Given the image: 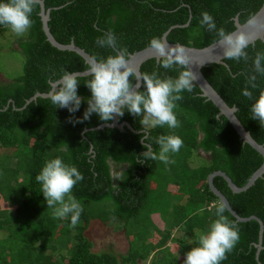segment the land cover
I'll use <instances>...</instances> for the list:
<instances>
[{"label":"trees","instance_id":"trees-1","mask_svg":"<svg viewBox=\"0 0 264 264\" xmlns=\"http://www.w3.org/2000/svg\"><path fill=\"white\" fill-rule=\"evenodd\" d=\"M44 1L46 9H52L49 28L55 39L63 45L74 42L93 59L114 54L96 43L109 30L116 33L127 56L152 47L154 38L162 41L175 26L181 27L170 32V43L202 49L220 40L219 29L231 34L236 30V17L245 24L264 4V0ZM40 12L38 4L27 37L18 39L25 60L23 75L0 82V147L12 151L0 155V233L5 234L0 239V264H183L185 254L198 246L200 234L216 219L220 201L209 188V176L224 172L235 185L244 187L263 165V157L243 143L225 117H218L219 109L202 96L195 83L176 102L180 127L150 129L153 139L161 134L183 139L180 151L171 154L174 162L167 165L143 158L140 117L127 111L118 120L133 130L92 131L113 120L102 121L93 114L82 123L72 122L83 117L86 101L75 114L56 108L48 98H38L24 109L36 94H48L65 70L84 72L88 68L76 53L60 51L48 42ZM203 12L214 17L217 30L201 25ZM4 28L9 27L0 26ZM246 51L247 61L227 58L225 65H209L202 73L230 107L238 108L236 116L242 125L264 145V125L251 119L254 100L242 95L246 86L254 98L264 91V76H257V88L248 85V78L255 74L253 60L257 52L264 51V43L257 41ZM163 60L146 62L142 76L155 73L159 78H176L184 70L178 65L165 69ZM89 79L80 77L81 97L91 96L85 84ZM130 81L136 83L134 77ZM145 90L142 83L139 91ZM153 147L159 150L158 145ZM199 152L210 160L203 159L205 164L194 167ZM56 156L77 166L84 176L73 189L84 208L74 227L70 217H53L36 181L45 162ZM214 185L240 217L256 216L264 224V176L240 194H234L220 176ZM225 215L238 226L240 238L221 264H264V233L257 260L259 223L237 222L228 210ZM92 221L124 230L128 252H94L93 242L85 235ZM63 249L66 256L54 255Z\"/></svg>","mask_w":264,"mask_h":264},{"label":"clouds","instance_id":"clouds-1","mask_svg":"<svg viewBox=\"0 0 264 264\" xmlns=\"http://www.w3.org/2000/svg\"><path fill=\"white\" fill-rule=\"evenodd\" d=\"M39 0H0V26L10 27L18 36L28 33L33 24L32 14ZM209 31L217 30L215 19L208 12L202 13L200 21ZM255 23V17L249 20ZM221 42L226 45L224 55L236 61L249 59L246 49L250 44V37L245 34L233 35L224 29L218 30ZM96 43L101 48L112 49L114 54L106 58L93 59L87 71L91 79L85 83L91 96L84 98L79 95L80 75L78 72L65 70L55 81L48 93V99L56 108H66L75 114L86 101L87 108L82 118L74 123H82L96 114L102 121H112L116 117H123L125 112L140 117L144 129L141 143L145 151V160L160 161L165 165L173 163L171 154L177 153L183 146V139L174 134H161L152 138L150 129H177L180 121L176 115L177 101L183 99L182 93L193 90L195 76L188 67L189 58L183 48L175 55L169 56L166 46L160 39L154 38L151 46L165 57L162 67L172 68L180 66L182 71L176 78H159L155 73L143 76L145 91H139V83L134 84L130 77L140 81L134 69L130 66L127 50L119 45L118 37L112 30L97 38ZM255 74L248 78V85L257 88V76H264V51L257 52L253 60ZM242 95L254 100L251 105V119L264 125V91L257 98L246 86ZM154 145L159 146L157 151ZM197 159V158H195ZM84 180L82 172L77 166L66 163L63 158L56 156L47 160L36 181L42 186V194L52 215L57 219L70 217L71 226H76L84 211L81 201L74 195V186ZM227 205L217 203L215 207L216 219L208 229L199 236L198 246L192 247L186 254L183 264H221L239 241V228L236 223L225 215Z\"/></svg>","mask_w":264,"mask_h":264},{"label":"water","instance_id":"water-1","mask_svg":"<svg viewBox=\"0 0 264 264\" xmlns=\"http://www.w3.org/2000/svg\"><path fill=\"white\" fill-rule=\"evenodd\" d=\"M41 12L40 17L42 19L43 23V30L47 37L48 42L56 49L60 51H69L76 53L80 57H82L86 64H90L93 58L90 54H88L85 50L78 47L74 42L63 45L60 44L55 37L52 35L50 28H49V21H50V15L52 9H46L45 1L39 0ZM255 17V23H249V21L245 24H241L239 21V18L236 17L234 19L236 30L232 32L233 35H239V34H245L246 36L250 37V45H254L257 41H261L264 43V4L261 7V9L253 16ZM252 17V18H253ZM189 26V23L183 27ZM181 26H175L172 27L169 31H167L163 37H162V43L166 46L167 53L169 56L175 55L178 51V49L183 48L185 50V54L189 58V64L188 67L193 71V74L195 76V80L193 83H195L199 89L202 91V96L207 99V101H211L218 109L219 114L218 117H225L230 124L233 126V128L236 130L237 134L240 136V139L243 141L244 144H248L250 147H252L254 150H256L264 159V145L259 144L248 132L245 127L242 125L238 117L236 116V113L238 112L237 107H230L225 100L219 95V93L213 88V86L208 82V80L205 78V76L202 73V69L204 67H207L212 64H218V65H225L224 60L227 59V57L224 55L225 47L221 40L205 47L202 49L194 48V47H188L182 44H173L168 41V36L170 32L174 28H179ZM165 57H162L156 49L153 47H148L144 50H141L137 53L130 54L128 56L129 64L136 72L137 76L140 77V81H137L136 83L140 84V87L138 90L142 87L143 83V76L141 73L142 66L148 62L149 60L155 59L158 63L163 60ZM80 77H87L90 76V73L88 71L84 72H78ZM135 83V84H136ZM54 84V83H53ZM52 84V85H53ZM38 98H48V94H41L38 93L35 96H33L31 99H29L26 102V106H24V109L31 104L32 102L36 101ZM128 128L129 130H133L130 124L128 123H119L118 117H116L112 123H106L98 128L92 129L94 130H104V129H119L124 130ZM89 130H86L88 132ZM85 138V137H84ZM93 152V149H92ZM222 177L228 184L229 188L234 194H240L243 192H246L249 190L258 179L262 178L264 176V163L261 166V168L253 174V176L250 178L248 183L244 187H238L233 183L231 178L227 176L224 172L217 171L213 174H211L208 178V184L211 192L219 199L220 203H224L227 205V210L231 213V215L237 220V222H250V221H257L260 225V241L257 245L258 253H257V260L259 259L260 251L262 250L263 246V233H264V224L263 222L256 216H252L249 218H242L240 217L231 207L228 199L215 187L214 185V179L216 177ZM260 264V263H259Z\"/></svg>","mask_w":264,"mask_h":264},{"label":"rangeland","instance_id":"rangeland-1","mask_svg":"<svg viewBox=\"0 0 264 264\" xmlns=\"http://www.w3.org/2000/svg\"><path fill=\"white\" fill-rule=\"evenodd\" d=\"M18 36L11 28H4L0 30V82H7V80H14L21 77L24 73L25 60L21 52L18 50V39L26 36ZM12 151L2 149L0 147V155L11 154ZM200 157L193 161V166H202L205 164L203 159L210 160V156L199 152ZM202 159V160H201ZM202 163V164H201ZM3 209L8 206L2 204ZM11 210L15 211V208ZM178 234V231L175 232ZM5 234L0 233V239L4 238ZM86 237L94 244V252L100 253L112 249L117 253L126 254L129 249V241L126 237L124 230L118 229L117 225H105L100 221H92L88 230L85 233ZM171 250L177 252V246L170 244ZM56 257L66 256V250H58L54 253ZM59 259V258H58ZM184 262V260H181Z\"/></svg>","mask_w":264,"mask_h":264}]
</instances>
